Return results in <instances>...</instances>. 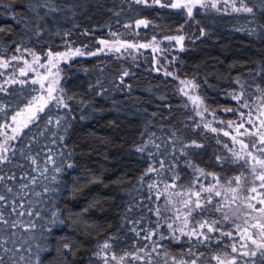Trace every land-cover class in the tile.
I'll list each match as a JSON object with an SVG mask.
<instances>
[{"label": "trees", "instance_id": "16d2710c", "mask_svg": "<svg viewBox=\"0 0 264 264\" xmlns=\"http://www.w3.org/2000/svg\"><path fill=\"white\" fill-rule=\"evenodd\" d=\"M247 2L253 6L258 0ZM23 3L25 0H15L14 3L0 0V27L5 30L0 33L2 57L12 55L17 45L40 55L48 50L63 51L65 40L75 42V47L88 44V50H95L99 47L97 39H106L112 25L137 18L151 21L147 28L139 32L137 39L171 34L183 25L181 32L186 37L183 50L163 49L155 60L150 52L145 51L140 52L138 57L136 53H102L95 57H76L69 63L62 62L61 86L73 99H66L68 109L57 108L53 104L46 115L41 114L38 127L33 126L28 132V137L36 136L44 128L47 116H52L53 124L48 126L44 136L38 137V143L31 145L32 155L40 153L38 171L32 172V167L37 166H30V162L21 159L18 151L11 163L0 165V175L15 176L14 180L2 182L13 187V193L8 194L10 201L19 191L20 184H28L25 189L27 195L21 198L23 208H17V213L23 211L25 215L9 216L11 208L5 205L6 218H19L26 224L29 221L36 224L34 229L27 231L19 226L0 231L4 248L15 252L12 257L11 252L3 253L0 250V259L4 264H10V257L17 264H29V258L30 264H102L93 253L109 237L116 238L112 241L111 251L117 255L134 251L133 240H137L138 246H144L146 241L129 231L133 225L127 223L128 220H141V224L136 225L138 229L155 226L158 218L148 197V178L141 181L139 177L149 163L159 168V162L163 160L167 167L155 174L171 181L172 173L168 169L174 163V150L168 140L172 130L180 128L184 142L196 140L205 145L201 149H188V158L196 165L221 177L231 174L232 168L228 169L226 163L221 165L216 161V155L222 154L221 144L218 145L216 139L218 137L223 141L222 137L202 127L194 129L192 120L187 119L192 117V113L184 107L180 81L195 79L200 86L197 91L206 99L210 109H217V117L226 120L234 117L233 113L220 109L235 105L230 96L225 95L238 88L235 78L240 77L253 85L248 91H254L256 83L264 87V75L253 79L254 73L264 65V40L241 30L264 23V11L258 10L256 23H252L253 17L246 13L197 9L193 18L189 19L182 10L146 8L133 0H55L61 11L45 16L47 9L42 8L40 15L44 18L37 21L34 14L27 13L21 7ZM4 5H9V8L6 9ZM73 5L75 7H67ZM12 10L26 19L27 26L13 19ZM38 29L39 35H36ZM86 29L90 36L82 35ZM201 29L206 35H200ZM66 32L70 36H65ZM125 69L130 75L124 77V83L120 84L117 77ZM165 71L174 75L166 76ZM97 80L100 81L99 85ZM6 87V92H0V103L12 105L4 114L8 117L37 94L32 91L34 88H39L31 84V80ZM58 117H64L60 127L55 124ZM0 122H3L2 118ZM64 128L68 129L66 134ZM153 133L154 137L151 136ZM60 135L66 136L63 143L58 138ZM150 138L161 145L159 150L148 146V151L155 153L152 160L147 153L135 150L136 145ZM53 139L56 140L55 144L52 143ZM11 143L17 149L21 146L20 141ZM23 144H29V140L25 138ZM49 149L54 164L47 163ZM69 152L73 153L71 157L68 156ZM61 153L64 155L61 156ZM175 156H180V153L176 151ZM184 160L185 157L180 156L175 169L181 177L177 181L179 186L190 182L192 176V169L185 165ZM68 162L74 163L75 167L67 168ZM17 164L21 167H16ZM61 166L63 170L56 172L55 168ZM44 168L48 171L40 175ZM24 172L36 175L37 182L32 184L25 180ZM92 177H99L102 183L89 184ZM74 181L79 186L86 185L75 197L71 193ZM45 188L55 191L45 192ZM94 199L100 200L99 205L89 207ZM85 208L89 210L84 212ZM129 208L131 211H127ZM28 209L33 215L27 214ZM53 211L57 212L58 220L64 223H50L56 219L52 216ZM37 212L39 216L35 215ZM160 231L165 235L163 226ZM186 240V237H182L180 243L167 240L162 243L171 255L179 256L189 248ZM64 243H70L72 250H63ZM224 244H227L226 237L222 238V243L199 245L196 250L204 254L200 263H211L210 257L219 253ZM39 248L45 251L39 252ZM21 255L25 257L23 261L19 259Z\"/></svg>", "mask_w": 264, "mask_h": 264}, {"label": "snow or ice", "instance_id": "6c2138e0", "mask_svg": "<svg viewBox=\"0 0 264 264\" xmlns=\"http://www.w3.org/2000/svg\"><path fill=\"white\" fill-rule=\"evenodd\" d=\"M12 3L15 0H11ZM137 5H143L146 8H168L174 10L186 11V15L189 19L193 18L194 10L198 8L212 9L216 12L228 13H246L253 17L252 23H256L255 17L258 10L264 11V0H258V3L253 6H249L247 0H133ZM7 9L9 5H4ZM27 13L34 14L37 21L43 20V16L40 15V9L46 8L47 11L44 13L47 16L51 12L61 11V8L55 4V0H25V3L21 5ZM69 8L75 7L67 6ZM75 14V13H73ZM13 19L17 23H23L27 26L25 18L21 17L20 13L12 10ZM18 17H20L18 19ZM151 21L147 19H137L135 26L137 28L143 26L147 28ZM125 28L130 25H124ZM183 28V25L180 26ZM246 31L249 36H259L261 40H264V23H256V27L241 29ZM4 28L0 27V33L4 32ZM11 31V30H9ZM59 34V33H57ZM39 35V29L36 32ZM65 36H70V33H64ZM82 35L90 36L91 33L86 29ZM200 35H206L205 31L201 29ZM110 36L113 38L109 39H97L99 47L95 51H89V45L83 44L82 46L75 47V42L69 40L64 41L63 51H52L48 50L44 54V61H41V56L31 49H23L27 52L32 60L25 59L22 55H13L9 59H4L0 56V69H7L10 66L11 61L22 60L24 67L19 69L21 76H27L28 72H34L35 78L31 80V84L39 85L38 89L32 91L37 93L32 95L31 98L27 99L23 107L16 108L10 117L5 116L6 109L12 107L11 104L0 103V118L3 122H0V165L5 163H11L12 158L17 155V151L20 154V158L24 161L30 162L32 172L38 171V157L39 152L36 155H32L31 145L38 143V137L44 136L45 131L48 130V126L53 124L52 116H47L44 121V128L40 129L36 136L28 137V132L33 126L38 127V122L42 119L41 114H47V110L54 104L57 108L68 109L69 105L66 103L67 100L73 99V97L67 96L65 89L61 86V63H69L76 57L91 56L95 57L102 53H121L128 49H146L151 48L153 52H159L161 49L158 47L160 41L157 40L156 36H153L151 41L148 43H129L120 38V35L116 32H110ZM164 40L174 41L176 45H179L180 49L183 50V41L186 39L184 35L164 36ZM16 51L20 52L21 48L19 45L16 47ZM158 63V62H157ZM14 66V65H13ZM44 71L41 72L40 70ZM159 71V69H157ZM166 76H173L174 73L165 71ZM4 73L0 72V76ZM130 75V72L125 69L122 71L117 79L120 84L124 83V77ZM264 75V65H262L258 71L253 75V79L256 76ZM24 84V80H17L12 77L6 79L2 85H0V92H6L8 89L6 85L9 84ZM183 87L180 88V92L187 97L190 102L195 116L201 118V122L197 123L193 120V117L189 116L187 119L192 120L194 129L203 128L212 133H222L224 137H229L232 143H224L223 148L230 153V156L216 155V161L218 164L233 163L241 164V166L248 170V174L241 172L240 175L229 178L225 184L221 183V178L217 173L207 172L205 169L196 165L193 160L189 157L188 149L195 148L201 149L205 147L204 144L198 143L196 140L184 142L180 134L181 129L177 128L171 131L168 143H171L173 147V158L174 163L169 167L171 175V183L164 184V192L162 193L158 189L157 181H152L148 184L149 190H156L155 198L160 200L162 196L168 193L169 189H175L178 187L177 181L180 180V175L175 171L177 164L180 160V156L185 157L184 163L187 167L192 169L193 180L190 182L186 189L177 191L175 193L178 197H186L179 201L180 206L176 207V201L171 196H167L166 203L169 205L164 211L171 212L172 216L169 220L172 222L167 223V227L171 232L170 236H164L160 232L161 220L164 219L162 216V210L160 207L155 209V215L158 217L154 227H146L138 229L136 225L141 224V220H128L127 223L133 225L129 231L140 239L150 242L145 243L143 247L138 246L137 240H133L134 251H125L123 255L117 257L112 252V241L116 238L109 237L103 243L97 246V251L93 253L98 260L102 261V264H109V260L115 261L116 264H127L128 260H131L133 264L136 261L145 262L146 264H159L153 257L162 259V264H200L201 259L204 257L203 253L198 252L196 249L199 245L208 246L212 242H221L222 238L226 237L230 243L224 244L223 248L219 253L213 254L210 259L215 261V264H264V87L259 83L254 84V92H249L248 89L253 87L247 81L242 80L240 77L235 78V83L240 85L239 90L233 89L230 92H226L225 95L236 102L234 107H225L220 109L225 113H233L236 118L231 120H218L217 122L226 127L217 128L213 126V121H216L217 109H210L206 103V99L197 93V89L200 87L195 79H185L180 81ZM97 84L100 81L97 80ZM90 87H92L90 85ZM130 87V86H129ZM103 91V89H102ZM191 93V94H190ZM100 93H98L99 95ZM163 99V97H161ZM185 108L188 107L186 103ZM244 110H247L245 112ZM205 114H210L213 117L212 121H205ZM155 115V113H153ZM83 119V117H82ZM64 117H58L55 121L57 127H60ZM70 127V125H69ZM10 129L11 134H9ZM68 129L64 128L65 134ZM55 135V133H54ZM142 135H144L142 133ZM154 133L151 134L154 137ZM27 138L29 144H23V140ZM60 142H64L66 136L60 135ZM20 141L21 146L17 149L15 144L10 142ZM52 143L55 144L56 140L53 139ZM216 143L221 144V140L217 137ZM152 145L155 149L159 150L161 145L155 143V140L150 138L144 141L142 144L136 145L135 150L139 153H147L150 160L155 156V153L148 151V146ZM177 145L179 147L177 148ZM239 145V149L235 146ZM11 151V155L9 154ZM48 155L46 157L47 163L54 164L55 160L51 155V150H47ZM178 151L180 156H175V152ZM64 154L61 153V156ZM72 152L68 153L71 157ZM67 168L72 169L75 164L72 162L67 163ZM16 167H21L17 164ZM166 164L163 160L159 162V168L149 163L147 169L139 177L141 181L145 179L150 173H160L166 168ZM63 167H56V172H61ZM48 169L44 168L40 175L47 172ZM250 175V178H249ZM212 177L214 182L205 184L203 178ZM23 178L28 180L30 183L35 184L37 182L36 175H29L24 172ZM15 176L0 175V231L4 229H16L18 226L25 229H34L36 224L29 221L27 224L19 218L9 220L5 216L4 206L8 205L11 211L8 213L9 216L17 215L24 216L23 211L17 213V208H23V196L27 193L25 189L28 188L27 183H22L19 186V191L13 195V199H8V194L13 193V187L4 185L2 182L6 180H14ZM56 179L55 176L52 177ZM89 184L102 183L99 177H92ZM233 184L235 186H233ZM86 186V185H85ZM85 186H79L76 181L73 182L71 189L72 196L78 195ZM198 189V190H197ZM55 191V189L45 188V192ZM230 194V198H229ZM39 195V193H35ZM220 198V199H216ZM20 200L17 203V200ZM101 199H106L102 197ZM151 199V196H149ZM100 203V200L94 199L89 207H96ZM89 208L83 209L87 212ZM131 211V208L127 209ZM213 213L220 214V219H211L210 216ZM27 214L33 215L31 209H28ZM36 216L40 214L35 213ZM53 219L50 223L56 224L64 223V221L58 220L57 212L53 211ZM197 216L203 217L202 219H196ZM142 219V218H141ZM237 220H242V223H237ZM179 222L180 226L176 227L175 223ZM229 222L233 226V230H222L218 227L219 224ZM142 233H146L142 235ZM176 233H179L177 235ZM213 233H219L218 236H213ZM15 236V232L12 233ZM158 236L159 239H154ZM182 237H186V243L189 244V248L186 251H182L179 256L171 255L165 250V245L162 241L180 243ZM4 238L0 236V250L3 253H12V257L15 256V252L12 249L4 248ZM230 249V251H228ZM63 250H72L70 243L63 244ZM39 252L45 251L43 248H39ZM10 257V264H17L16 260ZM21 261L25 259L23 255L19 257ZM37 259L39 255L37 254ZM0 264H4V261L0 259ZM30 264V258H29Z\"/></svg>", "mask_w": 264, "mask_h": 264}, {"label": "rangeland", "instance_id": "374dc122", "mask_svg": "<svg viewBox=\"0 0 264 264\" xmlns=\"http://www.w3.org/2000/svg\"><path fill=\"white\" fill-rule=\"evenodd\" d=\"M198 9H202L203 10V8H198ZM206 10L215 11V10H212V9H206ZM184 12L186 13V11H184ZM221 12H223V11H221ZM229 12H231V11H229ZM137 19H143V18H137ZM137 19H134L132 21H127V22L117 23L116 25H112L110 27V29L108 30V32H107L108 34H107V38L106 39H109V40L113 39L110 36V32H116L117 34L120 35V38L122 40H125V41H127L129 43H136V44L148 43L149 41H151V39H152L153 36L150 35V36H147V38H145V39H137V35L139 34V32L145 28L143 26H141L139 28H137L135 26V21ZM126 24L130 25V27L125 28L124 25H126ZM174 35H184V34L181 32V29H179L176 32H173L171 34H163V35L156 36L157 40L160 41L158 47L161 49V51H159V52H153L151 48H146V49H139V50L128 49L127 51H122L121 54H123V55H129V54H132V53H136V55L138 54L137 55V57H138V56H140L139 55L140 52H145L146 51V52H150L152 54L154 60H155L156 57L162 53V50L163 49L164 50L169 49V48H172L174 50H179L180 49L179 45H176V43L174 41H167V40H164L163 39L164 36H174ZM183 44H184V41H183ZM20 48H21V51L20 52L15 51L12 55H10L8 57H3V58L4 59H9L13 55H16V56H21L22 55L25 59H27V60H29V62H31L32 57L27 52H24L23 51V49H25V48H22V47H20ZM95 50H89V51H95ZM44 54H41V55L38 54V55L41 56V61L42 62L44 61ZM116 54H119V53H116ZM21 67H24L23 61L22 60H18V61H11L9 68H7V69H0V72H3L4 73L3 76H0V85H2L6 79H9V78H12V77L16 78L17 80H24V81L25 80H32L33 78H35V73L34 72H28L27 76H21L19 74V69ZM40 71L43 72L44 70L41 69ZM38 87H39V85H38ZM239 88H240V85L238 86V88L236 90H239ZM249 92H254V91L253 90H249ZM196 94H199V92L197 91ZM180 96H181V99L183 100L184 105L186 103L188 104V107L187 108L190 109V111L192 113L191 115L194 118L193 120H195L197 123H200L201 122V118L195 116V112L193 111L190 102H188L187 97L184 96L181 92H180ZM233 103H235V105H236V102L235 101H233ZM244 111L247 112V110H244ZM223 118L224 117H217L216 116V121H213V126L214 127H217V128L226 127L225 125H221V124H219L217 122L218 120H221V119L222 120H226V119H223ZM235 118H236V116L234 115V117H232V118H230L228 120L235 119ZM212 120H213V117L210 114H205V121H212ZM8 132H9V134H11L10 129H8ZM217 135H220L222 137V140H223V141H221V151H222V154L221 155H223V156H230V153H228V151L223 148V144L224 143L229 144L230 147L232 146V143H231L230 138L229 137H224L222 135V133H219ZM0 139H2V138H0ZM235 147L237 149H239V145H236ZM226 164L228 165V169L229 168H232V172H231V174H229L228 176H225V177H221L217 173L220 176V178H221V183L222 184H225L226 185V182L229 180V178L234 177L236 175H240L242 171L245 172L246 174H248V170L245 169V168H243L241 166V164H233L231 162L226 163ZM207 172H213V171H207ZM214 173H216V172H214ZM150 174L147 176V178H148V181L146 182L147 183V188H148V184L149 183H151L152 181H157V183H158V189L163 193L164 192V184L165 183H169L170 184L171 181L169 182V181H167L165 179H162V178L158 177L155 173H150ZM193 178L194 177H193V173H192L190 182L193 180ZM249 178H250V175H249ZM190 182H188L187 184L182 185V186H179L177 184L178 185L177 188H175V189H169L168 193H166L164 196H162L160 200H156V198H155V192H156V190L154 189V190H151L150 191L149 188H148V192H149L148 197L151 196V200H152L153 207L155 209L157 207H160L161 210H162V216L164 217V219L161 220V226H163V232H166L164 236H170L171 235V232H170V230L167 227V223L168 222H172L171 220H169V217L172 216V213L171 212L164 211V209H166L167 207H169V205H167V203H166L167 196H171V198L174 201L177 202L176 203V207L178 208L180 206L179 201L182 200V199H184V198H186V197H178V196L175 195V193L177 191H181L182 189H186L189 186ZM203 182L205 184H208V183L214 182V181L212 180V177H206V178H203ZM233 186H235V185L233 184ZM229 198H230V194H229ZM216 199L218 200L220 198H216ZM202 218L203 217H200V216H197L196 217V219H202ZM210 218L211 219H220V214L213 213V214H211ZM236 222L237 223H242V220H237ZM175 226L176 227H179L180 226L179 222H176L175 223ZM218 227H220L222 230H225V231H227V230H233L234 231L232 224L229 223V222L221 223V224L218 225ZM176 234L179 235V233H176ZM212 235L213 236H218L219 233H213ZM226 239H227V243H230V241L228 240V238H226ZM145 243H149L150 244V242H147V241ZM228 250L230 251V249H228ZM120 255H123V253L118 254L117 257H119ZM153 257H154V259L156 261L158 259H161L160 257H156L155 254H153ZM109 264H116V262L115 261H112V260H109ZM127 264H133V262L131 260H128ZM135 264H142V262L136 261ZM143 264H146V261L143 262ZM159 264H162V259L159 261ZM200 264H203V263H200ZM209 264H215V261H212Z\"/></svg>", "mask_w": 264, "mask_h": 264}]
</instances>
